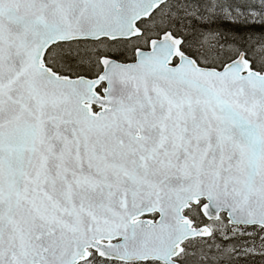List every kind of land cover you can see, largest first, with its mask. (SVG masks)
Wrapping results in <instances>:
<instances>
[{"label": "snow or ice", "instance_id": "6c2138e0", "mask_svg": "<svg viewBox=\"0 0 264 264\" xmlns=\"http://www.w3.org/2000/svg\"><path fill=\"white\" fill-rule=\"evenodd\" d=\"M0 264H264V0H0Z\"/></svg>", "mask_w": 264, "mask_h": 264}]
</instances>
